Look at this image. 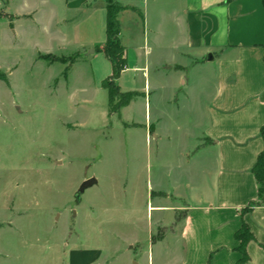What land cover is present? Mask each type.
Returning <instances> with one entry per match:
<instances>
[{"label":"crops","instance_id":"obj_1","mask_svg":"<svg viewBox=\"0 0 264 264\" xmlns=\"http://www.w3.org/2000/svg\"><path fill=\"white\" fill-rule=\"evenodd\" d=\"M113 1L126 9L119 22L127 67L117 82L122 93L140 94L117 120L143 126L132 116L124 122L125 113L143 101L148 143H180L171 168L163 155L157 158L154 194L162 201L151 209L184 211L177 225L181 264H240L235 235L244 223L256 239L247 246L248 264H264V203L245 212L260 203L252 170L264 151L262 0ZM106 7L107 0H0V75L43 62L50 68L61 62L44 58L64 61L92 49L93 61L105 67L107 77L98 83L104 89L113 76L100 51L107 42ZM152 69L160 78L153 82ZM187 70L192 81L181 83ZM165 186L181 208L161 203ZM74 258L75 264H93L82 261L84 253L74 252Z\"/></svg>","mask_w":264,"mask_h":264},{"label":"rangeland","instance_id":"obj_2","mask_svg":"<svg viewBox=\"0 0 264 264\" xmlns=\"http://www.w3.org/2000/svg\"><path fill=\"white\" fill-rule=\"evenodd\" d=\"M83 51L50 68L6 73L11 87L0 82V264H75L74 252L84 263L181 264L184 211L151 209L162 201L157 158L171 168L180 143H148L143 101L124 115L141 127L110 117L108 92L98 86L105 67ZM185 77L181 83L192 81L188 70ZM150 79H160L153 69ZM150 106L154 118V94ZM91 179L97 183L77 198ZM162 191L163 205L183 206L171 188Z\"/></svg>","mask_w":264,"mask_h":264},{"label":"trees","instance_id":"obj_3","mask_svg":"<svg viewBox=\"0 0 264 264\" xmlns=\"http://www.w3.org/2000/svg\"><path fill=\"white\" fill-rule=\"evenodd\" d=\"M264 6V0H262ZM126 9L119 6L113 0H107V21H106V34L107 42L100 49L106 58L111 62L113 66V76L103 82V88L108 92L109 96V116L120 117V111L129 106V104L136 98L140 97L139 93H122L118 80L122 72L127 67L126 50L122 46L120 41L121 26L119 22V15ZM50 63L57 62L56 58L47 57L44 58ZM56 60V61H55ZM0 81L5 82L9 86V82L0 75ZM261 137L264 140V128L261 131ZM257 183L259 185V197L260 203H252L245 212L252 210L255 206L264 203V151L259 156L256 165L252 170ZM235 239L239 242V251L241 252L243 259L240 264H248L250 258L247 253V246L256 241L254 234L247 224H243L242 228L236 233ZM211 264V262H209Z\"/></svg>","mask_w":264,"mask_h":264},{"label":"water","instance_id":"obj_4","mask_svg":"<svg viewBox=\"0 0 264 264\" xmlns=\"http://www.w3.org/2000/svg\"><path fill=\"white\" fill-rule=\"evenodd\" d=\"M1 16H2V15H0V18H1ZM92 53H94V51H93ZM208 59L212 60L213 57L210 56ZM96 183H97V182H96L95 179H91V180L86 181V182L82 185L81 189L79 190V192H78V194H77V198H80V197L84 194V192H85L87 189L93 187Z\"/></svg>","mask_w":264,"mask_h":264}]
</instances>
